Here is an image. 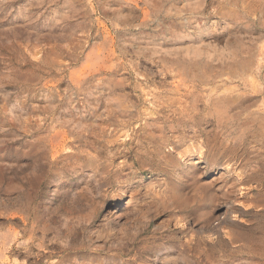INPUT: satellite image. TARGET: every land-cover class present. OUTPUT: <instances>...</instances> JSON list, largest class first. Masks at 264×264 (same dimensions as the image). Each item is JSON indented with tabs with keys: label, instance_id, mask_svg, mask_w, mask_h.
Wrapping results in <instances>:
<instances>
[{
	"label": "rangeland",
	"instance_id": "rangeland-1",
	"mask_svg": "<svg viewBox=\"0 0 264 264\" xmlns=\"http://www.w3.org/2000/svg\"><path fill=\"white\" fill-rule=\"evenodd\" d=\"M214 134L260 181L201 230ZM0 264H264V0H0Z\"/></svg>",
	"mask_w": 264,
	"mask_h": 264
},
{
	"label": "bare ground",
	"instance_id": "bare-ground-1",
	"mask_svg": "<svg viewBox=\"0 0 264 264\" xmlns=\"http://www.w3.org/2000/svg\"><path fill=\"white\" fill-rule=\"evenodd\" d=\"M225 106H222V110L214 117L217 125L222 124L225 116ZM237 146V143L219 142L218 134H214L212 138L206 137L205 150H203V147H195L190 144L182 152V158L185 156L187 160L184 162V169L179 173L186 177L184 187H187L188 191L171 189L167 197L175 208L187 210L188 215L191 217L189 220L196 228L204 230L213 228L216 223H224L228 218L230 209L235 207L232 200L233 189L236 186H251L258 179L257 171L251 172L248 178L241 176L246 166L242 164L244 162L240 159L241 157L237 158L239 150ZM258 181L260 180L258 179ZM193 208H196L197 217L192 216ZM223 208L226 210L222 211ZM206 209H209L210 212H220L210 215L211 213L205 212ZM113 210L106 216L111 218L117 214V210ZM200 244L201 241L195 236L193 241L189 242L190 250L200 253L202 250L199 249Z\"/></svg>",
	"mask_w": 264,
	"mask_h": 264
}]
</instances>
